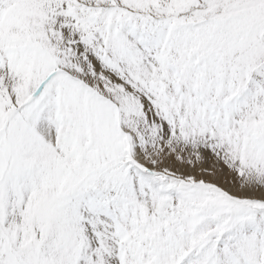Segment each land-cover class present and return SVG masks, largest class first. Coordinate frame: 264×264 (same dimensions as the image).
<instances>
[{"label": "snow or ice", "instance_id": "snow-or-ice-1", "mask_svg": "<svg viewBox=\"0 0 264 264\" xmlns=\"http://www.w3.org/2000/svg\"><path fill=\"white\" fill-rule=\"evenodd\" d=\"M0 264H264V0H0Z\"/></svg>", "mask_w": 264, "mask_h": 264}, {"label": "rangeland", "instance_id": "rangeland-1", "mask_svg": "<svg viewBox=\"0 0 264 264\" xmlns=\"http://www.w3.org/2000/svg\"><path fill=\"white\" fill-rule=\"evenodd\" d=\"M210 163H211V162H209V165H210ZM233 190H235V189H233Z\"/></svg>", "mask_w": 264, "mask_h": 264}, {"label": "bare ground", "instance_id": "bare-ground-1", "mask_svg": "<svg viewBox=\"0 0 264 264\" xmlns=\"http://www.w3.org/2000/svg\"><path fill=\"white\" fill-rule=\"evenodd\" d=\"M235 191V190H234Z\"/></svg>", "mask_w": 264, "mask_h": 264}]
</instances>
